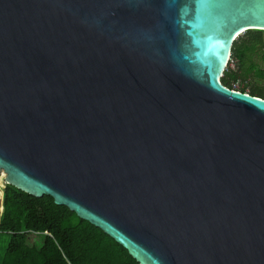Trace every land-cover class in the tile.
<instances>
[{
  "label": "water",
  "instance_id": "95a60500",
  "mask_svg": "<svg viewBox=\"0 0 264 264\" xmlns=\"http://www.w3.org/2000/svg\"><path fill=\"white\" fill-rule=\"evenodd\" d=\"M247 29L264 0H0L5 183L139 264H264V99L219 80Z\"/></svg>",
  "mask_w": 264,
  "mask_h": 264
},
{
  "label": "trees",
  "instance_id": "16d2710c",
  "mask_svg": "<svg viewBox=\"0 0 264 264\" xmlns=\"http://www.w3.org/2000/svg\"><path fill=\"white\" fill-rule=\"evenodd\" d=\"M264 30L247 29L232 41L229 58L235 68L225 69L219 80L232 89L234 81L263 78L264 68L251 61V55L264 43ZM236 89L264 99L257 87ZM0 234L8 240L0 264H139L125 248L100 228L79 218L51 196H35L5 184L0 213Z\"/></svg>",
  "mask_w": 264,
  "mask_h": 264
},
{
  "label": "rangeland",
  "instance_id": "374dc122",
  "mask_svg": "<svg viewBox=\"0 0 264 264\" xmlns=\"http://www.w3.org/2000/svg\"><path fill=\"white\" fill-rule=\"evenodd\" d=\"M251 61L254 62L259 68H264V43L262 46L258 47V49L256 50L255 53H253V55H251ZM226 62H229V61H226ZM229 67L232 69L235 68L233 61L229 63ZM244 85L246 86V89H245L246 92H247L248 87H257L264 91V76L261 79L249 76L247 77L246 82L244 83L240 79H238L232 83L231 87L232 89H239V87L244 86ZM7 240H8V235L0 234V257L3 253V248Z\"/></svg>",
  "mask_w": 264,
  "mask_h": 264
},
{
  "label": "built area",
  "instance_id": "2783aa9c",
  "mask_svg": "<svg viewBox=\"0 0 264 264\" xmlns=\"http://www.w3.org/2000/svg\"><path fill=\"white\" fill-rule=\"evenodd\" d=\"M227 61H229V63L232 62L229 56H228ZM233 90H236V89H233ZM4 186H5L4 173L0 171V213L2 211V199H3Z\"/></svg>",
  "mask_w": 264,
  "mask_h": 264
},
{
  "label": "bare ground",
  "instance_id": "6f19581e",
  "mask_svg": "<svg viewBox=\"0 0 264 264\" xmlns=\"http://www.w3.org/2000/svg\"><path fill=\"white\" fill-rule=\"evenodd\" d=\"M227 64V63H226ZM220 73H221V71H220Z\"/></svg>",
  "mask_w": 264,
  "mask_h": 264
},
{
  "label": "clouds",
  "instance_id": "9594fccd",
  "mask_svg": "<svg viewBox=\"0 0 264 264\" xmlns=\"http://www.w3.org/2000/svg\"><path fill=\"white\" fill-rule=\"evenodd\" d=\"M6 184V183H5Z\"/></svg>",
  "mask_w": 264,
  "mask_h": 264
}]
</instances>
